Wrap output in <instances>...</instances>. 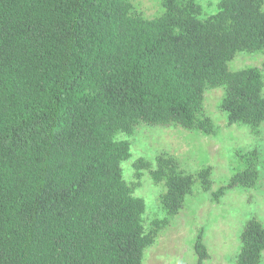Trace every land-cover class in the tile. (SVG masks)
Instances as JSON below:
<instances>
[{"label": "trees", "instance_id": "16d2710c", "mask_svg": "<svg viewBox=\"0 0 264 264\" xmlns=\"http://www.w3.org/2000/svg\"><path fill=\"white\" fill-rule=\"evenodd\" d=\"M146 18L132 0H0V264H143L145 250L184 207L196 184L212 188L213 166L184 171L177 158L134 162L138 125L212 135L207 87H224L228 123L264 122V73L231 70L240 52L264 54V0H221L204 17L197 0H162ZM258 150L213 192L254 187ZM148 171L165 190L166 215L143 222L134 195ZM236 264H261L264 225L246 221ZM196 264L210 252L203 231Z\"/></svg>", "mask_w": 264, "mask_h": 264}, {"label": "rangeland", "instance_id": "374dc122", "mask_svg": "<svg viewBox=\"0 0 264 264\" xmlns=\"http://www.w3.org/2000/svg\"><path fill=\"white\" fill-rule=\"evenodd\" d=\"M136 10L146 18H153L163 11L162 0H132ZM204 8V17L215 13L221 0H197ZM256 66L264 73V54L240 52L229 63L231 70ZM224 87H207L205 115L215 124V132L205 135L181 125L161 127L138 125L132 135L119 133L118 138L131 142V156L122 162L127 182L137 180L134 162L140 158L155 161L160 153L178 159L181 168L196 173L203 167L213 166L212 188L204 191L196 184L188 195L184 207L164 227L156 241L145 250L143 264H196L198 257L195 242L203 231L204 242L210 252L206 264H236L241 249L240 234L247 220L257 218L264 225V122L258 129L248 125L228 123L226 112L221 109ZM258 150L260 177L251 188L228 191L219 202L213 192L244 166L243 154ZM165 190L144 171L134 195L145 200L143 222L149 228L152 220L163 218L166 213L161 202ZM264 264V253L262 263Z\"/></svg>", "mask_w": 264, "mask_h": 264}]
</instances>
